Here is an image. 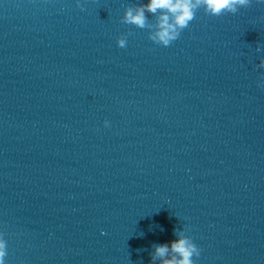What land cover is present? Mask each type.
Here are the masks:
<instances>
[{"label": "clouds", "instance_id": "9594fccd", "mask_svg": "<svg viewBox=\"0 0 264 264\" xmlns=\"http://www.w3.org/2000/svg\"><path fill=\"white\" fill-rule=\"evenodd\" d=\"M252 0H147L139 5H129L125 8L121 22L134 25L139 29H148V38L163 47L170 46L180 38L184 29L196 18L200 9L209 16L219 17L225 14H236L241 8H247ZM77 7L83 11V6L77 0ZM148 14L154 16L155 23L149 21ZM131 35V33H129ZM117 46L127 47V36L117 38ZM260 51V48H257ZM264 69V58L257 65ZM257 87L264 89V77L257 82ZM107 127L109 122L104 121ZM176 239L170 243L153 245L151 253L152 264L157 260L160 264H197L201 249L183 230L175 231ZM7 241L5 234L0 232V264H6Z\"/></svg>", "mask_w": 264, "mask_h": 264}]
</instances>
